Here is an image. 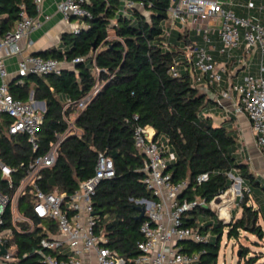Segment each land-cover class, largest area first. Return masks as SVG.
Wrapping results in <instances>:
<instances>
[{
    "label": "trees",
    "instance_id": "trees-1",
    "mask_svg": "<svg viewBox=\"0 0 264 264\" xmlns=\"http://www.w3.org/2000/svg\"><path fill=\"white\" fill-rule=\"evenodd\" d=\"M131 1L134 4L129 7H123L121 0L86 1L83 5L90 16L77 17L86 25L79 27L77 33L62 36L63 49L49 47L34 54L65 61L78 56L84 59L63 67L59 73H29L8 82L14 97L44 102L43 121L38 130L40 147L33 151L25 134H6L9 116L1 114L0 156L16 168V182L24 169L21 161L43 152L53 139L54 130L63 128L62 118L75 112L76 101L93 85L101 84L91 101L76 113L75 125L80 132L61 142L55 163L42 171L40 187L45 192H70L80 180L94 173L98 152L109 156L114 175L101 179L92 197L93 210L99 218L97 228L107 237L105 247L132 259L139 253L137 243L143 238V219L136 218V201L152 197L142 180L143 155L134 145L133 131L137 125H150L155 131L154 140L159 141L163 135L174 153L166 169L170 180L174 184L187 180L181 198L194 200L199 196L208 204L231 185L229 173L241 179V212L229 222L215 218L214 212L202 205L183 216L185 224L210 235L203 242L179 241L182 251L199 254L192 264H218L225 226L228 238H238L242 231L264 238V193L263 205L256 207L250 202L253 199L260 203L252 189L260 182L248 164L237 159V135L202 114L208 100L191 82L189 70L176 76L169 72L179 54L178 48L169 46L170 35L164 34L163 22L172 0ZM22 13L36 14L34 0H0V35L12 29ZM182 37H187L186 31L179 33ZM67 98L73 102L65 107ZM204 172L207 179L197 182L196 176ZM23 209L29 212V205L24 204ZM38 236L36 232L14 233L18 252L29 254L18 264H43L38 255L31 253ZM239 251L240 257H246L248 248L240 245ZM262 255H251L245 264H264V260L258 262Z\"/></svg>",
    "mask_w": 264,
    "mask_h": 264
},
{
    "label": "built area",
    "instance_id": "built-area-1",
    "mask_svg": "<svg viewBox=\"0 0 264 264\" xmlns=\"http://www.w3.org/2000/svg\"><path fill=\"white\" fill-rule=\"evenodd\" d=\"M42 1L34 0L36 14ZM86 1L89 0H59L57 9L65 18L90 16L83 5ZM121 1L123 7L134 4L131 0ZM225 3L231 4V0H172L167 20L170 26L176 21L187 32L182 49L184 61L189 65L186 69L191 82L197 87L211 88L230 101L234 113L245 114L259 151L264 156V25L237 15L231 8L225 7ZM36 14L29 16L22 13L13 28L0 35V115L5 113L9 116L6 134H25L33 151L40 147L38 130L43 121L44 108H39L35 99L21 100L9 92L4 57L19 56L18 78L29 73H59L63 67L73 66L74 62L84 59L78 56L65 61L34 54L21 55L19 41L40 25ZM78 29L73 33H77ZM192 31L200 41L190 37ZM164 34L169 36L170 29L165 27ZM235 50L239 52L235 53ZM257 52L261 55L260 61L253 70L250 61ZM178 65V61L174 60L169 67L170 74H180ZM239 71L243 73L234 81ZM100 85L96 83L76 101L75 112L62 118L63 128L54 130L53 139L43 152L21 161L24 169L16 182V168L0 156V179L3 181L0 184V264H18L21 258L29 255L28 252H18V243L14 239L17 232L39 234L31 253L38 255L43 264H89L91 260V264H192L198 259V253L182 251L178 242L208 240L209 232L203 233L197 226L187 225L183 220L186 211L206 202L199 196L194 200L181 198L187 180L175 184L170 180L166 169L174 154L164 151L160 141L154 140L155 131L150 125H137L133 131L134 145L143 155L142 180L152 197L136 201L144 207L145 217L140 225L143 238L137 243L139 253L132 259L105 247L107 237L102 229L97 228L99 218L94 213L92 197L99 181L114 175V165L109 156L98 152L94 173L80 180L70 192H45L40 187L42 171L55 163L61 142L71 134H79L75 115L91 101ZM66 100L65 107L73 102L69 98ZM229 176L241 182L239 176L231 173ZM205 179L206 172L196 176L197 182ZM230 186L208 202L223 223L231 220V210L237 204L236 198L241 195ZM24 204L29 205V212L23 209Z\"/></svg>",
    "mask_w": 264,
    "mask_h": 264
},
{
    "label": "crops",
    "instance_id": "crops-1",
    "mask_svg": "<svg viewBox=\"0 0 264 264\" xmlns=\"http://www.w3.org/2000/svg\"><path fill=\"white\" fill-rule=\"evenodd\" d=\"M58 1L59 0L42 1L39 12L36 14L37 19L40 21V25L31 30L25 38H22L19 41V45L22 48L21 55L37 53L49 47H56L62 50L64 47L62 36L64 34L73 33L76 28L86 25L77 17L72 16L65 18L62 16V13L57 9ZM250 3L251 5H249ZM224 6L231 8L237 15L246 16V18L248 17L251 20H257L262 22L261 24L264 25V0H231V4L225 3ZM167 23V28L170 29V37L168 38L169 46L172 49L178 48L179 54L182 52V56L179 54L176 55V60L182 61L183 63V65H178V70H180V72L185 71L186 68H189L188 63H184L185 57L184 51L182 49L186 38H179V33L183 31V29L177 24L176 21H173L171 26L169 25L170 22L168 20ZM192 33L193 31L190 32V37L193 39L194 37ZM196 37L198 36L196 35ZM175 38H177L178 41H181L182 44L176 42ZM178 44L183 46L180 47ZM173 46H175V48H173ZM234 52L238 53L239 50H235ZM18 57V55L4 57L6 70L8 72V82H11L12 79L18 77L16 74ZM252 69L255 70L256 66L254 68L252 67ZM239 72L240 74L238 77L234 78V81H237L240 78V75L243 73L241 71ZM0 82L2 81L0 80ZM198 89L206 95L208 103L212 102L213 105H219L222 107V109H224V112L217 116L212 115V113L208 114L207 116H210L212 120H214L213 122L215 124L225 125L223 122L228 121L226 125L233 126L238 139V155L240 157V161L246 162L248 164L249 170L261 183V181L264 180V156L260 153L255 142L256 139H254V133L248 118L243 113H234L230 108V101L226 98L220 97V95L211 90V88L208 89L204 86H198ZM36 101L39 108L43 109L44 105H42L38 100ZM209 105L207 106L210 107L209 109H211L212 112L216 110L213 105ZM263 193L264 191L261 193V195H258V199L260 201L262 199ZM92 261L93 260H91L89 264H91Z\"/></svg>",
    "mask_w": 264,
    "mask_h": 264
},
{
    "label": "rangeland",
    "instance_id": "rangeland-1",
    "mask_svg": "<svg viewBox=\"0 0 264 264\" xmlns=\"http://www.w3.org/2000/svg\"><path fill=\"white\" fill-rule=\"evenodd\" d=\"M163 25H164V27L168 26L167 19L164 20ZM192 35L194 37L193 38L194 41H198V40L200 41V38L196 37V33L195 32H193ZM175 41L179 42L180 44H182V42L178 41L177 38H175ZM180 44H178V45L180 47H182L183 45H180ZM173 48H175V46H173ZM179 55L182 56V52H180ZM260 56L261 55L259 54V52H257L254 55L252 61H250V63L252 64L253 68L260 61ZM247 57H248V59H250V55H248ZM178 64L183 65L182 61H178ZM209 104L213 105L212 102L211 103L209 102L208 105ZM213 107L216 108V110L213 111L214 113L211 111V109H209L210 107L206 106L203 109L202 114L204 116H207L208 114L212 113V115H214V116L216 115L217 116L220 113L224 112V109H222V107H220L219 105H213ZM223 123H225V125H226L228 123V121L227 122H223ZM226 127L228 129H230L233 133H235V130H234L232 125H229V126L226 125ZM159 141L162 144V146H164L165 151H168L170 153V155L174 154L173 151L170 150V147L168 146L166 137H164L163 135H160ZM237 159L240 161L239 155L237 156ZM230 177L232 178V183H231L230 187H233V188L236 189L235 190L236 194L241 193L242 190H244V188L242 186V183L239 182L238 178L232 177V176H230ZM238 183H240V187H239L240 190L238 189V187L236 185ZM263 186H264V180L261 181L260 186H255V185L252 186L253 192H256V195L257 194L261 195V193L263 192V189H262ZM238 200H239V197H237L236 200H235V204H236V202H237V204L236 205L234 204L235 207L232 208V216H237L241 212V207L238 204ZM250 202L256 207H258L259 204L263 205V202L260 201V203L259 202L257 203V201H255L253 199H251ZM197 218H198L197 221L201 220V214L200 213L197 214ZM215 218H216V216H215ZM212 219L213 218H210L211 221H212ZM226 231H227V226L224 227V231H223V234L221 236L222 239H220V247H219V253H218L219 256L217 257L218 264H245V259L246 258L250 257L251 255H254L255 253L256 254H260V252L263 253V255H262L261 258H259L258 262H261V261L264 260V238L260 239V238L256 237L255 235H252L250 233L243 232V231L241 232V234H240V236L238 238H234V237L228 238V236L226 234ZM240 245H244L245 247L248 248V253L246 254V257L237 256V251H239Z\"/></svg>",
    "mask_w": 264,
    "mask_h": 264
},
{
    "label": "water",
    "instance_id": "water-1",
    "mask_svg": "<svg viewBox=\"0 0 264 264\" xmlns=\"http://www.w3.org/2000/svg\"><path fill=\"white\" fill-rule=\"evenodd\" d=\"M33 54H36V53H33ZM42 105H44V102L43 101H39ZM237 186L239 187V184H237ZM203 207H205L206 209H211L209 204L207 205V203H205L203 205ZM136 208L138 210V214L136 216L137 219H143L145 217V214H144V207L142 205H136ZM237 256L240 257V252L237 251Z\"/></svg>",
    "mask_w": 264,
    "mask_h": 264
}]
</instances>
